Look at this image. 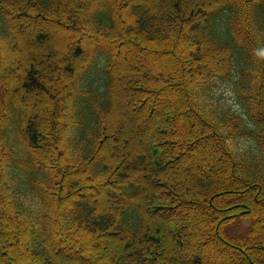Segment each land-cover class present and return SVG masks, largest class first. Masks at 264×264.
<instances>
[{
	"label": "trees",
	"instance_id": "16d2710c",
	"mask_svg": "<svg viewBox=\"0 0 264 264\" xmlns=\"http://www.w3.org/2000/svg\"><path fill=\"white\" fill-rule=\"evenodd\" d=\"M197 245L264 264V0H0V264Z\"/></svg>",
	"mask_w": 264,
	"mask_h": 264
},
{
	"label": "rangeland",
	"instance_id": "374dc122",
	"mask_svg": "<svg viewBox=\"0 0 264 264\" xmlns=\"http://www.w3.org/2000/svg\"><path fill=\"white\" fill-rule=\"evenodd\" d=\"M50 28V31H52L53 33H56V34H58V32H62L61 30H59L58 28H56V27H54V26H51V27H48V29ZM22 32L24 33V35L26 36V38H30V31L28 30V27L27 26H23L22 27ZM60 34V33H59ZM60 35H62L63 36V38H64V41H61V43H59L60 44V46L61 47H63V48H68V46L71 44L70 42V40H71V38L69 37V35H64V33H62V34H60ZM83 44V43H82ZM129 57L128 58H132V59H134V60H138V61H140L139 60V56H137V54H135L134 52L132 53V54H129L128 55ZM142 60V62H144V63H148V61L145 59H141ZM175 95V94H174ZM173 97H175V96H173ZM131 100L132 99H129V97H125V102H128V103H131ZM173 100H175V98L173 99ZM172 100V101H173ZM172 101H171V104H172ZM170 104V101L168 100V99H163V100H157L156 101V107H157V111H160V113H161V110H165V108L166 107H168V105ZM131 105V104H130ZM133 105V104H132ZM152 107L150 106V105H148V104H144V103H142L141 102V100H139V103L138 104H134V106H133V108L131 109V112H132V114L138 119V120H140L141 121V119H144V118H146L147 116L149 117L152 113V109H151ZM162 111V112H163ZM160 113H158V114H160ZM116 116V115H115ZM158 116H160V115H158ZM126 119V118H125ZM125 127H127V126H125ZM138 132L139 131H136V132H134V133H137L138 134ZM124 133V132H123ZM118 141V139L115 141L114 140V142H112L113 144H112V149H113V151H116V150H118V146H119V142H117ZM117 143V144H116ZM117 152H120V151H117ZM182 154V153H181ZM180 154V155H181ZM177 156H179V154L178 155H176V157ZM181 159H184V157L183 158H180L179 160H181ZM176 160L178 161V158H176ZM175 161V158H173V162L172 163H170L169 165H173V163L175 164L176 162H174ZM169 170L171 171V167L169 168ZM182 204L181 205H184L185 206V204H184V201H182L181 202ZM172 217V216H171ZM170 217V218H171ZM173 218V217H172ZM202 244V242H200V245ZM199 247V245H197V247H196V249L198 250V252L199 253H201L206 259H207V261H208V263L209 264H214V262H215V259H214V257H212V256H210V254L208 253H202V251L201 250H204V249H199L198 248ZM207 250H204V252H206ZM197 251H195V253H196ZM261 253H262V255L264 256V251H262L261 250Z\"/></svg>",
	"mask_w": 264,
	"mask_h": 264
}]
</instances>
